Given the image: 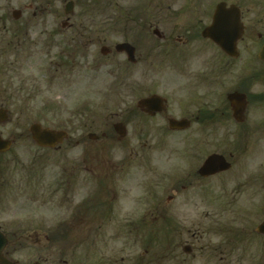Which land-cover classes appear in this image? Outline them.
I'll use <instances>...</instances> for the list:
<instances>
[{
	"label": "rangeland",
	"instance_id": "rangeland-1",
	"mask_svg": "<svg viewBox=\"0 0 264 264\" xmlns=\"http://www.w3.org/2000/svg\"><path fill=\"white\" fill-rule=\"evenodd\" d=\"M65 1L0 0V106L8 112V120L0 124L3 126L0 130L12 142L11 149L0 155V199H3L0 201V228L9 238L7 257L17 264H146L153 258V264H169V261H163L162 239L152 249L146 243L149 236L156 237L157 233V237L162 238V229L145 230V237L141 235L144 234L142 229L125 225L126 221L132 220L136 209L143 207L140 210H144L147 204H154L161 206L159 211H153L154 219H161L159 213L164 207L181 220L187 218L188 222L181 224L183 228H174L172 234L178 242V252H182L181 246L186 239L189 241L186 245L192 246L196 258L190 257L188 264H206V257L200 253L222 252H233L235 264H264V241L254 232L264 216V196H261L263 192L257 177L264 154L257 135L253 136L256 141L250 142L246 153L241 155L248 161L246 172L255 174L249 187L251 191L235 198L237 203L233 205L229 204V190L234 188L236 178L229 174L215 182H206L202 188L193 184V192L179 193L171 204L166 201L169 188H175L176 180L181 178L188 182L185 175L192 165L197 167L198 151L202 155L212 151L229 153L225 129L219 131L220 136L214 145H210L211 142L205 144L209 136L200 134L198 138L197 132L189 133L185 138L170 136L161 129V120L150 122L154 128L149 134H140L137 124L130 125L127 137L123 139L126 145L120 148L116 144L107 153H104L107 147L102 149V142H89L76 149H70L71 144L68 146L67 143L58 150L41 149L34 144L29 134L33 124L70 132L73 141L87 140L89 131L100 136L97 126L110 125L120 113L118 108H132L135 101L134 97L123 93L119 98H125V101L117 104L120 99L112 92L115 90L111 86L113 80H134L133 68L125 66L124 69L117 65L111 68L115 60L121 63L119 59H106L100 53L104 43L99 41L98 31H110L106 33L108 43L119 41L114 31L118 28L116 21L97 18L101 10L90 9L87 4L80 5L87 0H74L79 2L74 15L64 16ZM14 11L22 12L18 20L11 16ZM83 12H89V17L80 19L78 14ZM66 22L73 25L71 31H68L69 26L62 27ZM84 28L96 33L90 38L83 36L87 40L88 57L84 66L78 59L76 62L80 65L72 70L65 58L74 53V48L64 49L54 41L72 35H76L77 40ZM54 31H59V36L54 35ZM111 60L114 61L111 63ZM61 61L64 66L56 71V65ZM162 72V67L157 68L155 73H150V80H172ZM141 77L146 79L144 75ZM177 77L174 76L173 80ZM78 110H90L98 116L92 118L104 121L94 124L96 130L89 129L91 119L87 127L82 126L83 122L78 127L72 126L70 117ZM109 129L110 126L105 131ZM139 136H148L149 140ZM138 140L147 147L137 146ZM150 140L153 146H149ZM185 140L186 145L179 143ZM166 142L170 144L165 146ZM84 152L87 155L84 156ZM89 156L99 159L111 156L116 166L128 163L126 169H130L122 175L117 202L104 206L107 194L100 195L98 201H104L103 206L96 204L91 211L87 209L88 213L82 215L84 219L75 220L80 221L77 225L80 228H69L70 222H74L72 217L76 214L78 201L93 199L96 192L97 181H93L89 188V181L83 180L88 162H92ZM95 173L100 175L103 172L97 167ZM74 174H79V180L68 179H74ZM54 181L65 184L73 181L74 187L71 186L69 192V187L65 190L60 185L53 196L52 190L51 195L45 191L50 190L48 185ZM199 190L203 193L210 190L209 199L200 198L202 193ZM152 196L154 202L151 203ZM107 216L112 221L103 227ZM190 221H196V224L192 225ZM61 222L66 226L62 227ZM119 222L122 227H118ZM188 230L198 233L194 243L189 234L186 235ZM175 232L183 235L180 233L179 238ZM33 234L40 236L39 242L29 238ZM43 236L49 237L47 243ZM215 262L211 259L208 263ZM171 264H177V261Z\"/></svg>",
	"mask_w": 264,
	"mask_h": 264
},
{
	"label": "flooded vegetation",
	"instance_id": "flooded-vegetation-1",
	"mask_svg": "<svg viewBox=\"0 0 264 264\" xmlns=\"http://www.w3.org/2000/svg\"><path fill=\"white\" fill-rule=\"evenodd\" d=\"M71 1L72 10H74L79 2ZM90 3L92 5L88 6ZM80 5H86L99 12L101 10L100 17L94 14L99 19L116 21L118 28L114 31L115 36L120 38L119 41L108 43V29L98 31L101 36L99 41L104 43L101 47L108 49L103 55L104 58L113 57L114 60L118 58L121 62L115 60L116 63L112 64L111 68L117 65L124 69L126 66V68L130 67L134 70L133 76L131 74L134 80H113L111 86L115 91L112 92L118 94V99H120L117 104L125 101V98H119L123 93L134 97L135 101L131 105L132 108L125 106L122 110L118 108L120 113L116 115L117 118L110 125L108 123L102 125L104 119L92 118L98 116L92 114L90 110H78L73 117L81 118L70 117L72 120L70 125L78 127V124L83 122L82 126L87 127V123L91 119L89 129L96 130L94 124H101L97 126L101 135L98 136L95 132L89 131L86 136L87 140L73 141L72 134L62 130L66 132L67 138L54 150L61 149L67 143L68 146L71 144L70 149H76L89 142L94 144L102 142V149L107 147V150H104V153H107L116 144L120 148L126 145L123 143V139L127 137L128 127L132 124H137L136 127L140 134L151 133L154 127L150 122L153 120H161L163 122L160 126L161 129L170 136L181 135L185 138L187 134L197 132L198 138H200V134H206L209 139L205 144L211 142L210 145L217 143L220 136L219 131L225 129L227 147H230L229 153L212 151L202 155L201 151H198L197 167L193 168L192 165L189 173L185 175V181L188 179V182L185 183L181 178L176 180L175 188L174 186L169 188L171 189L169 193L173 195L169 194L166 201L171 204L175 202L179 193L193 192L191 189L193 184L202 188L206 182H215L229 174L236 178L234 188L229 190L234 197L229 196L231 198L229 204L237 203L235 198L251 191L249 187L252 184V176L255 175L246 172L248 161L241 157L246 153L250 142L256 141L253 136L259 137L264 154V61L259 58V54L264 49V0H87ZM63 14L67 16L65 12ZM21 15L22 13L20 17ZM73 15L74 12L69 13L68 17ZM78 15L82 19L88 18L90 13L83 12ZM63 26L68 27V22L62 24ZM72 26H69L70 30L68 31L72 30ZM58 33L59 31H54L56 36H59ZM81 33L79 37L77 36L79 38L77 40H75L76 35H72L71 38L65 36L63 39L54 41L55 45H61L64 49L74 48V53L65 58L72 70L80 65V62H76L78 59L82 60L81 66H84L88 57L89 52L85 45L87 40L83 36L90 38L96 31L84 28ZM71 43L73 44L71 45ZM120 45L130 46L131 59L128 53L115 51V47ZM114 60H111V63ZM62 62L56 65V71H58V67L63 68ZM159 67H162L164 70L162 73L172 80H150V73H155ZM111 74L112 71L109 72V75ZM141 75H144L146 79H142ZM177 75L178 77L173 80V77ZM154 97H158L155 102L143 105L144 101ZM1 109L5 108L0 106ZM182 121L187 123L184 129H172V124L175 128H180L178 123ZM109 126L110 129L105 131ZM2 127L0 125V128ZM139 137L149 140L148 136ZM0 138L8 140L1 130ZM150 142L149 146H153V141L150 140ZM142 143V140L136 141L137 146L147 147ZM179 143L187 144L186 140ZM169 144L166 142L165 146ZM85 155L87 152H84ZM212 155L223 157L229 165L228 170L204 177L200 175V169L206 159ZM89 158L92 162H88L83 180L89 181V188L93 181H97L94 188L96 192L93 199L90 197L78 201L79 204L74 212L76 214L72 217L74 222H70L69 228H80L77 226L80 221L76 222L75 220L84 219L82 215L88 213L87 209L91 211V207L96 204L103 206L104 201H98L100 195L107 194L104 206L109 202L112 205L120 194L118 186L121 184L122 175L130 169H126L128 163L116 166L115 162L111 160L113 159L111 156H103L101 159L90 156ZM97 167L103 172L100 175L95 173ZM74 175V179H68L79 180V174ZM257 177L264 194V162ZM60 185H63L65 190L69 187V192L70 187H74L73 181L70 184L54 181L48 185L50 190L45 192L51 195L53 191L54 196ZM40 190L44 189H38V191ZM210 190L205 193L199 190L202 193L200 198L208 197ZM263 194L261 196H264ZM151 198L152 203L154 196ZM238 202H240L239 199ZM160 207L147 204L144 210H140L143 207L136 209L132 220L126 221L125 225L142 229L144 234L141 235L145 237H147L145 230L162 229V238L157 237L158 233L156 237L151 235L146 240L147 245L151 248L162 239L161 250L164 263L169 261L171 264L172 261H177V264H188L190 257L196 258L192 253V246L186 245L189 242L186 239L185 244L181 246L182 252H178V242L175 241L172 234L174 228H183L181 224L187 223V218H185L186 221L181 220L178 215L171 214V211L164 207L159 213L161 219H154L152 213L154 210L159 211ZM200 219L201 216L198 220ZM111 221L112 219L107 216L104 219L103 227L108 226ZM190 223L195 225L196 221H190ZM61 225L62 227L66 226L63 225V222ZM118 227H122V222H119ZM180 233L175 232L179 238L181 234L183 235ZM187 234H189L191 242L194 243L198 233L193 234L191 230H188ZM258 237L264 241V236L258 235ZM29 238H34L39 242L40 236L33 234ZM43 238L46 243L49 241L48 236H43ZM52 238H54L53 235ZM200 255L206 257V264H209L211 259L217 261L212 264H235L233 252L200 253ZM4 256L12 264H17L16 261L7 257L6 252ZM154 259L148 260L146 264H153ZM62 264L67 263L63 262ZM137 264L144 263L137 262Z\"/></svg>",
	"mask_w": 264,
	"mask_h": 264
},
{
	"label": "water",
	"instance_id": "water-1",
	"mask_svg": "<svg viewBox=\"0 0 264 264\" xmlns=\"http://www.w3.org/2000/svg\"><path fill=\"white\" fill-rule=\"evenodd\" d=\"M71 4H69V6H67V9H70ZM19 15V12H15L14 13V17L17 19ZM131 49L130 46L128 45H120L116 47L117 51H125L126 53H128V55H130V59H131V51L129 50ZM107 50L105 48L102 49V53L104 54ZM259 58L261 60L264 61V49L263 51L259 54ZM156 98L158 97H154L151 98L149 100H146L143 102V105H147V103L150 102H155ZM7 120V117L5 115L4 112L0 113V121L1 122H5ZM179 126H181L180 128H175V126L172 124L171 127L172 129H184L185 126L187 125V123H184V121H182L181 123H178ZM29 132L32 136V140L36 143L37 146L41 147V148H51L53 149L56 145L62 143L64 141V139L66 138V133L63 132H56V131H52L49 129H43L40 125L38 124H34L30 127ZM122 135H124L122 133ZM11 147V142L10 141H3L0 138V153H4L7 152ZM228 164H226L224 162V159L220 156H211L209 157L204 166L201 168L200 174H202L203 176H208V175H212L217 173L218 171H224L226 169H228ZM257 233L264 235V221L262 222V224L257 228ZM8 245V240L7 238L0 232V264H12L9 261H7L4 257H3V252L5 250V248Z\"/></svg>",
	"mask_w": 264,
	"mask_h": 264
}]
</instances>
